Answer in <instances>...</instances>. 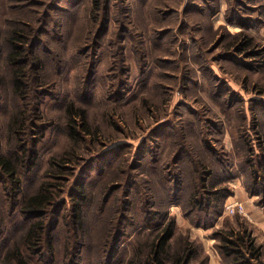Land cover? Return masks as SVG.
<instances>
[{"label":"rangeland","instance_id":"obj_1","mask_svg":"<svg viewBox=\"0 0 264 264\" xmlns=\"http://www.w3.org/2000/svg\"><path fill=\"white\" fill-rule=\"evenodd\" d=\"M2 3L6 16L0 14V29L12 19L27 24L33 33H45L39 36L38 51L44 77L40 90L46 96L36 100L39 120L28 114L25 137L31 143L41 140L42 146L36 168L25 171L21 193L35 194L49 179L52 185L58 182L61 193L52 209L61 208L58 203L66 206L60 214H50L49 231L53 217L56 221L64 214L71 220L75 200L70 189L76 181L88 180L82 227L87 246L70 244L65 263L80 248L74 264H100L99 253L105 263L107 247L117 233L119 250L111 264H124L134 255L143 262L148 244L169 218L175 223L171 251L181 243L196 251L189 264H225L215 234L242 228L249 229L264 261V0ZM69 103L85 111L84 119L75 117L72 122L80 145L66 131ZM11 115L12 111L0 117L1 146L8 150L5 122ZM41 124L51 126L42 130ZM73 153V162L67 164L70 173L52 171L51 159L63 160ZM114 153H119L115 161L110 158ZM184 159L202 168L205 190L229 194L221 216L208 228L196 225L199 214L189 204L168 205L169 199H178L175 194L168 198L167 189L178 180ZM0 184L1 254L28 224L18 212L24 198L13 196L4 180ZM135 187V197L144 207L139 210L135 203L139 207L129 213L126 196ZM108 192L113 195L106 202ZM150 200L160 208H152ZM231 201L243 203L245 214L227 215L224 205ZM149 210L166 213L164 224L155 226L160 222L154 220L153 227L145 228L143 218L156 217L147 215ZM55 234L61 255L59 250L72 234L65 219ZM102 235L106 239L99 244ZM39 249L31 255L43 264L46 243Z\"/></svg>","mask_w":264,"mask_h":264},{"label":"trees","instance_id":"obj_2","mask_svg":"<svg viewBox=\"0 0 264 264\" xmlns=\"http://www.w3.org/2000/svg\"><path fill=\"white\" fill-rule=\"evenodd\" d=\"M4 5L2 0H0V14L2 17L6 16V11L3 9ZM6 22L7 25H5L4 29H0V117L12 111V115L5 122V125L8 126V132L10 131L9 146L11 147H9L10 151L5 147L3 148L0 140V180L6 182L7 186H5L9 187L7 190L13 193V196L18 193V196L24 198L22 201L19 200L18 212L21 218L27 221L28 225L26 229L20 233L19 237L14 238L13 242H11L10 245L5 248V251L0 254V264H39L37 259H34L31 254L35 252L38 254L41 251L39 247L45 243L47 249L45 250V260L43 264H54L56 261L62 263L61 260L63 264H74L76 258L80 255L79 251H81V248L75 255L72 254L70 256L68 263H65L66 258L70 255L71 245L78 248L80 245H82V248L84 245L87 246L88 238L85 236L87 232L84 231L82 227L85 209H88V180L86 179V181L82 182L76 181L74 187L70 189V196L72 195V200H75L72 207L73 213H71L70 216L71 220L69 215L64 214L58 216L56 221L53 217L51 219V228L49 231L46 228V220H49L50 214L53 215L54 212V214L58 215L60 214V210L66 206L65 202L64 204L58 203L61 208L52 209L55 201L54 199L61 193V190L57 188L58 182L52 185L51 179H49V181H43L38 186L35 194L25 195V193H21L25 171H32L35 165L37 166L39 162L38 154L42 146L39 145L42 142L41 140L38 142L33 140V143H31L29 139L25 137L31 122V120L28 119V114H32L31 119L36 118L39 120L41 111L39 106L37 107L36 105V100L38 97L42 98L46 96L45 93L40 90L44 85V77L42 74L43 60L40 59L41 57H39L38 51L40 46L39 36L41 32L42 36L45 33L40 30L37 31V33H33L27 24L24 25L18 21L14 22L12 19L6 20ZM7 28L13 29L7 30ZM27 28L30 31L27 30ZM21 30L22 33H20ZM24 31L28 33L25 34ZM31 32L32 34L29 36L28 34ZM4 74L7 77L6 79H4ZM40 102L41 101H38V103ZM9 103H11V107H9ZM65 112L68 120V123H65V125L69 138L80 145L81 140L79 134L76 133V128L72 122L75 121V117L84 119L85 111L83 108L69 103ZM26 123L29 125H25ZM42 125L43 124H41L42 130L49 129L51 126L48 125L47 128H45ZM0 131L2 136V129H0ZM73 156L74 153L71 156L64 155L62 158L63 160L51 159L52 167H54L52 171H56V174L70 173L71 171L67 164L73 162ZM118 156L119 153H114L110 158H113V161H115ZM148 163L145 162V165H148ZM181 163L184 168H179L178 180H175L174 184L167 189V192H169L168 198H170L169 194H172V196L175 194L178 199L174 201H170L169 199L168 205L180 204L185 208L186 205L189 204L192 208L196 209V213L199 214L198 220L195 222L196 225L208 228L210 222L221 216L222 204L229 194H227L228 192L219 193L205 190V185L202 183L203 181L200 177L202 168L191 160L187 161V159L182 160ZM193 166H195V169ZM45 177L57 179L55 174H45ZM161 185L166 187L167 183L161 180ZM135 188L129 190L126 196V212L129 213L131 210L132 212L134 209L136 210V207L138 208L139 205V210L144 207V205H141L142 201L138 203L139 199L135 197L138 187ZM112 191L114 192V190ZM112 195L113 193L110 192L105 194L107 198L106 202L110 200ZM132 197L135 198L133 199ZM183 198L184 201H182ZM150 202L152 208H160L157 201L153 203L152 200H150ZM135 203L139 205L136 206ZM84 206L86 207L84 208ZM146 214L156 217L155 219H150L144 217ZM146 214L143 216L145 228L153 227L154 220L160 222L155 224V226H161L164 224L163 221L165 218H167L166 213L162 214L158 211L149 210ZM63 216L64 218L62 219ZM64 219L69 224L71 233L76 234H70L68 236L65 245H63V250H59L61 253V255H59L57 249L62 245L59 238L56 239L55 231L59 228ZM168 220L169 221L161 228L156 239L148 244V254L144 261H138L137 255H134V259L132 258L124 264H189L191 258L196 254V251L191 248L188 243H181L177 251H171L169 240L174 235L175 223L172 218ZM3 223V217L0 215V229L3 228ZM215 236L219 240V244L217 245L218 253L225 264H264L261 248L255 246L249 229L242 228L241 231H235L233 229H229V231L220 230ZM101 237L103 238L99 244H102L106 239L105 235ZM118 237V233L113 235L115 239L114 241L112 240L107 247L105 263H103V255L100 253L98 256V263L111 264V260H113L119 250V246L116 244ZM92 256H94V253ZM91 259H94V257ZM92 262H94V260H92Z\"/></svg>","mask_w":264,"mask_h":264},{"label":"built area","instance_id":"obj_3","mask_svg":"<svg viewBox=\"0 0 264 264\" xmlns=\"http://www.w3.org/2000/svg\"><path fill=\"white\" fill-rule=\"evenodd\" d=\"M224 210L227 215H234L236 213L245 214V206L241 202L237 201H231V202H226L224 205Z\"/></svg>","mask_w":264,"mask_h":264}]
</instances>
